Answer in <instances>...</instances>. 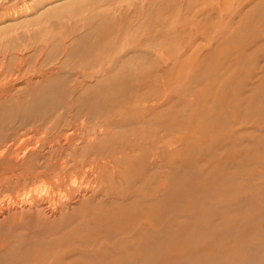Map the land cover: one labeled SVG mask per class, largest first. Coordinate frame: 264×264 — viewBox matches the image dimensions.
<instances>
[{"label":"rangeland","instance_id":"1","mask_svg":"<svg viewBox=\"0 0 264 264\" xmlns=\"http://www.w3.org/2000/svg\"><path fill=\"white\" fill-rule=\"evenodd\" d=\"M263 32L264 0H0V148L47 136V149L21 172L5 164L10 156L2 161L0 181L27 176L12 196L55 187L58 200L70 195L55 183L68 176L57 161L77 183L83 167H97L92 201L74 205L64 228L29 220L0 229V247L8 246L0 264L103 263L139 234L163 233L148 206L179 169L202 177L201 189L225 180L229 192L213 193L209 204L225 211L246 201L257 230L245 238L247 253L264 248ZM73 128L82 136L69 152L48 153ZM127 211L130 220L119 223ZM188 215L167 225L197 224ZM230 216L218 221L220 234Z\"/></svg>","mask_w":264,"mask_h":264},{"label":"bare ground","instance_id":"2","mask_svg":"<svg viewBox=\"0 0 264 264\" xmlns=\"http://www.w3.org/2000/svg\"><path fill=\"white\" fill-rule=\"evenodd\" d=\"M51 1L53 2V0H51ZM263 34H264V32H263ZM216 37H214V38H216ZM260 42H262V41H260ZM254 44H256V43H254ZM231 86H232V84H231ZM233 86H234V84H233ZM169 96H171V95H169ZM259 97H260V95H259ZM187 98H189V97H187ZM113 102H115V101L112 100V104H114ZM110 103H111V101H110ZM116 103H117V101L115 102V104ZM90 104H92V103H90ZM115 104L112 106L115 107ZM87 105H89V104H87ZM226 111L228 112V110H226ZM235 118H236V116H235ZM78 120H76V121H78ZM89 120H91V119H89ZM98 120H100V119H98ZM83 122H84V120H83ZM84 123L82 124L83 126H84ZM77 125H78V123H77ZM99 125H101V122ZM80 127H82V126H80ZM74 128L76 129V127H74ZM74 128L72 131L70 130L66 134H64L63 136L58 137V140H55L56 143L53 142V143H55V145L49 144L50 146H47V147H49L48 153L53 154V155L56 153H62L64 150L68 149L72 144H74V142L77 140V138L82 136L81 135L82 130H80L82 128H80L78 130H74ZM84 129H86V128L84 127ZM114 130H116V129L114 128ZM43 132H41V133H43ZM104 132H105V130L103 131V133ZM99 137H100V135H99ZM46 138H47V136L46 137L43 136L41 138V141L37 142L35 145H29V146H26L24 148H23V145L19 144L20 142H15L14 140L8 142L7 144H5V146L3 148H0V163L2 161H5L6 158H8L10 156V158L7 160V162L5 161V164H9L10 168L14 172H16V171L21 172L22 171L21 168H23L27 164L29 165L28 162L32 161V159L38 155L40 150L46 148L45 144L43 143L45 140H47ZM91 138H93V137H91ZM162 138H163V136H162ZM18 141H21V140H18ZM179 141H181V140H179ZM207 141H209V140H207ZM119 142H120V140H119ZM82 143H84V142H82ZM101 144H100V146H102ZM80 146H84V145L80 144ZM147 148H150V147H147ZM73 149H71V151ZM87 149H89V148H87ZM87 149H85V150H87ZM68 150H70V149H68ZM68 150H66V151H68ZM127 150H128V148H127ZM12 151L14 152V155L11 154ZM81 153H82V151H81ZM64 156H66V155H64ZM255 157H256V155H255ZM63 158H65V157H63ZM68 158H70V157H68ZM91 158H94V157L92 156ZM33 160H35V158ZM93 160H95V159H93ZM72 164H73V162H72ZM81 165H82V163H81ZM92 165H94V164H92ZM97 165H98V163H97ZM130 165H132V164H130ZM56 166L59 167V172H58L59 174H61L60 172H63V174H66L68 176L63 177L64 175L63 176L57 175L56 176L57 180L54 179V180H56L55 183L59 188H61L60 190H62L64 188L69 193L70 197L68 196L67 193H66L67 195L62 194L61 193L62 191H61L60 194H62L64 196L62 197L60 194H58L59 199L56 200V195L53 194V196H52V194H50L51 192H53L55 190V187H51V188H53L52 189L53 191H50V193H40L39 194L36 192L35 193L25 192L24 194H17L16 196H12L13 193L11 194L9 192H13V190L19 186L22 187L30 179H28L27 176H21L19 174L13 178L5 179L4 181H0V195L3 194L2 198H0V229L4 228L6 226H14V228H15V226H18V224H20L21 222H25V221H29V220L30 221L39 220L41 224H44V225L49 226V227H50V225L52 227L54 226L55 229L58 230V229H61L62 225H63L62 228H64V224H66L67 220L70 217L69 212L75 211L73 209L74 205L85 204V203L92 201L91 200L92 198L89 197V194L92 192L91 190L93 188L92 187L93 174L96 171V168H97L96 166L86 165L85 167L82 168V170H80L81 183H77V181H74L73 174H75L76 172L72 173V169H68L65 166V161L64 162H61V160L57 161ZM126 168H127V166H126ZM24 170H25V168H24ZM24 170H23V172H24ZM43 170H45V169H43ZM47 170H50V169L48 168ZM98 170H100V169L98 168ZM120 172H122V171H120ZM44 173L47 174L46 170ZM54 173H56V171ZM42 177H43V174H42ZM40 179H41V177H40ZM0 180H2V179H0ZM167 180H168V188L166 189V191L159 197V199L157 201H155V203L153 201V202L149 203V206H148V209H150L152 211L151 221L154 223V212H155L156 215L159 216L158 220L159 219L163 220L162 224L164 225V228H166L165 231L161 234H159V233L154 234V232H148L147 234L143 235V237H140V234H139L138 238L136 240L131 238V239L135 240L136 243L134 242L133 246L128 245L125 248L123 254L119 253V256H112V254H109V255L105 254L101 258V259H103V263H96V264H264V248H262V249L257 248V250L253 249V251L247 253V249H246L247 247L245 245L246 244L245 238L247 237L249 231H251L254 234H257V230L253 226L254 217L250 214L249 209H248L249 204H247L246 201L242 200L235 207L228 206L225 211L224 210L220 211L219 209L215 210V208L209 204L208 199L212 196L213 193L218 192V191H223L225 193L229 192L225 188V187H227L225 185L226 184L225 180L214 179L212 182H209L207 180L205 182L206 183L205 189H201L199 187V184H201L200 182H204L203 178L197 177V175L195 173H193L192 170H189V169H186V170H180L179 169L177 172L170 174L168 176ZM32 181H34V180H32ZM232 183H234V180L232 181ZM124 187H126V186H124ZM47 189H48V187H47ZM63 192H64V190H63ZM248 198H250V197H248ZM251 198H254V197H251ZM118 199H120V198H118ZM206 200H207V203H206ZM94 202H96V201L94 200ZM199 203H200L199 209L204 207V210L201 213V215H198L196 217L197 205ZM134 206L137 207L138 205L135 204ZM185 211H187L189 213V215L187 217L188 220H190L192 223L194 221H196L197 224H191L188 226L187 225L180 226L179 224L167 225L170 218L175 219V218L181 216ZM224 215L225 216L226 215H232V216H230V217H232V221L228 226V230L225 231L224 234H220L217 231L218 221H220V220L222 221V218L224 217ZM131 216H132V214L127 211L126 214L122 217V219H119L120 221H118V222L120 223L121 221H128V220H130ZM227 217H229V216H227ZM102 223L107 224L108 222H105V220L103 221L102 219H98L97 226L99 224H102ZM33 224L34 223L32 222L31 225H33ZM35 226H36V224H35ZM40 227H42V226H40ZM19 229L21 230V228H19ZM32 229L34 230V228H32ZM32 229H30V230H32ZM37 229L40 230V228H37ZM261 232L264 235V229ZM36 234H39V233H36ZM126 238H128V237H126ZM2 239H3V237H2ZM131 239H129V241L133 242V240H131ZM8 243H10V242H8ZM3 247L5 248L6 246L0 247V251H3V250H1V248H3ZM6 248H8V246ZM8 254L9 253H6L5 256L7 257ZM13 254H14V252H13ZM112 257H116V258H112ZM107 261H109V263H106ZM26 264H27V262H26Z\"/></svg>","mask_w":264,"mask_h":264}]
</instances>
